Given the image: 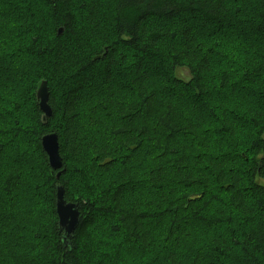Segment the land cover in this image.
I'll use <instances>...</instances> for the list:
<instances>
[{
	"label": "trees",
	"instance_id": "obj_1",
	"mask_svg": "<svg viewBox=\"0 0 264 264\" xmlns=\"http://www.w3.org/2000/svg\"><path fill=\"white\" fill-rule=\"evenodd\" d=\"M236 2L0 0V133L14 129L4 135L14 145L7 158L0 143V264H128V252L158 254L156 231L164 264H264V0L252 8ZM100 12L114 26L110 45L96 44ZM187 17L214 25L211 36L197 33ZM130 57L129 95L112 86L111 74ZM156 58L164 65L158 72L169 71L162 76L182 68L188 79L176 77L170 87L159 78L160 88L146 66ZM96 66L105 74L101 93L89 88L87 72ZM42 80L52 108L46 122L36 98ZM177 90L202 112L190 116ZM10 92L22 96V106ZM15 110L5 125L1 116ZM100 113L113 117L105 129ZM49 132L58 134L65 167L58 179L41 147ZM147 143L153 162L134 181L144 183L137 200L124 199L129 166L96 187L103 172L127 164ZM57 184L80 211L69 244L58 230ZM228 211L244 226L238 238L217 234ZM47 216L52 232L42 245L35 238ZM234 248L240 257L230 255Z\"/></svg>",
	"mask_w": 264,
	"mask_h": 264
},
{
	"label": "rangeland",
	"instance_id": "obj_2",
	"mask_svg": "<svg viewBox=\"0 0 264 264\" xmlns=\"http://www.w3.org/2000/svg\"><path fill=\"white\" fill-rule=\"evenodd\" d=\"M237 1L236 4H240L241 1L243 2V0H234ZM258 2V0H244L243 5L245 3V6L247 8H252L255 3ZM244 17H246V15H243ZM187 21H192L194 22V27L197 28V33H199L200 35H205L206 37H210L213 30L215 29L214 25L211 24H206L204 22L199 21L197 18L195 17H187L186 18ZM99 21L100 23L103 25L101 27H99L98 31L99 34L101 36L100 40L96 42V44H102L105 43L106 45H110L113 43L114 39H115V34H114V26L111 23V17H107L106 13L100 12L99 15ZM2 22H5V20H1L0 24ZM93 25H88L86 26L87 28L92 27ZM12 30H16V28H14L13 26H11ZM248 39H251V37ZM246 39V40H248ZM254 41V39H253ZM117 43V42H116ZM93 44V41L90 42V45ZM119 44V43H118ZM121 49L124 48L123 45L119 44L118 45ZM124 53L127 56H130L132 54H130L129 52V48H125L123 49ZM223 53L222 49H219L216 53L217 56H220ZM236 56V55H234ZM243 56V55H241ZM133 62V58L130 57L127 61L126 66H124L123 68H115L112 70V86L115 87V89L121 90L123 93L126 94H132V90H131V85H130V79L132 78V69H131V65ZM149 64V66H148ZM146 63L148 72H149V79L155 84L157 81V86H159L160 88H163V82L161 80H166L168 85H170V87H173L175 84V79L176 77L179 79H188L189 75L188 72L182 68H178L174 71V76H162V75H166L168 72H164V71H160L158 72L159 68H163L164 69V65L163 62L160 61L159 58H156L154 60H152L149 63ZM102 68L100 66H96L93 69L92 74L88 73L89 79H90V83H89V88L94 87L95 90L92 91L93 93H101L103 91V85H102V81H103V76L105 75L104 73H101ZM100 72V73H99ZM161 80H158V79ZM1 82L4 80H0ZM91 91V89H90ZM88 92V91H85ZM11 94L10 97L11 100H16L20 103H22V96L16 97V93L14 92H10L9 95ZM93 96V94H86L84 96V99L89 100L91 97ZM174 96H176L175 98H177L178 96H180V99L185 101L187 104V108L190 110V116L192 115V112L194 111V109H200L201 107L199 104L197 105H191L189 103H187V99H186V95L183 93H180L179 90H177V93L174 94ZM21 105V104H20ZM84 106L88 105L87 103L83 104ZM22 106V105H21ZM21 106H18L17 109H19ZM31 113V110H29ZM18 111L15 110V112H7L5 115L1 116L2 121L4 122V124H9L11 122H13L14 118L17 116ZM187 116V113H184ZM97 118V115H96ZM113 120V117H108L105 116L104 114L100 113L98 114V122L100 124V127H102V129H105V127H107ZM6 128V127H5ZM101 129V128H99ZM6 132L4 134L0 133V143L2 144V146H5L3 148L5 157L7 158L10 155V147H13L14 145L11 144L10 142V138L8 136L4 137L5 134L12 132L14 129H8L6 128ZM0 132H4L3 128L0 127ZM32 132H34V129H32ZM237 138L239 141L244 142L245 138L242 136L241 131L237 132ZM88 137L92 138L90 135H88ZM22 138V134L20 133L19 138ZM93 139V138H92ZM94 140V139H93ZM95 141V140H94ZM95 142H99V141H95ZM7 146V147H6ZM10 146V147H9ZM127 153L125 152V155ZM243 156H245L247 159L249 158V155L247 152H243L242 153ZM127 159V164L124 165H116L114 166L111 171L109 172H103L101 175V179L97 184V188L102 186V183H106L110 181V177H115L116 172L125 168L126 166H129L131 168L132 173H129V175L131 174L133 177V180L131 182V185H129L125 191V202L126 203H131L133 200H137L138 199V195H139V191L144 187V183L141 182H134L135 179L138 177L139 173L142 172L146 167H148L152 162H153V151L150 149L149 144H145L144 146L141 147L140 150H138L135 153L129 154L126 156ZM35 159V158H34ZM36 162L38 164H40V159L37 158ZM4 162L2 161V164ZM30 175H28L24 180H26L27 183H29V178ZM28 180V181H27ZM114 182H112L110 184V186L113 184ZM109 184V183H108ZM107 184V185H108ZM25 186V185H24ZM95 187V188H96ZM218 196V195H217ZM225 199V198H224ZM98 206V205H96ZM225 211V209H224ZM8 213V212H7ZM4 214V213H2ZM50 216H47L43 219V223L40 226V228L38 229V235L35 238V241H37L39 244H44L46 245L48 237L51 236V223L52 220H50ZM220 220H222L220 228H219V232L217 234H224V235H229V233L232 231L234 236L236 238H238L240 232L242 230H244V226L240 223V220L238 219V215L234 212H230L228 211V214H225L224 217H219ZM150 228H148L149 230ZM3 229H0V231ZM6 236L8 234H5ZM151 236H152V230H151ZM98 237H102L105 238L106 236L103 234H97L96 236ZM27 238L28 237H22L20 242H27ZM206 239L208 237H205ZM153 242H154V247L155 250L158 252V254L152 253V254H139V252H128L129 254H124V258H126V261L128 262V264H164V262L166 261V250L164 249H160V240H161V234L158 233V231L153 233L152 236ZM17 241V239H16ZM28 243V242H27ZM208 248L210 249V251H212L215 255H216V251L214 250V247L212 245H209ZM214 254H206L205 256H212ZM230 255L235 256V257H240L241 256V252L239 250V248H234L232 249V252L230 253ZM28 257H31V254L28 255ZM41 258H44V255H41ZM154 258V259H153ZM190 257L188 255H183V260L185 259H189ZM153 259V260H152ZM36 260V259H35ZM39 260V259H38ZM46 259H42L40 261L37 262V264H46Z\"/></svg>",
	"mask_w": 264,
	"mask_h": 264
},
{
	"label": "water",
	"instance_id": "obj_3",
	"mask_svg": "<svg viewBox=\"0 0 264 264\" xmlns=\"http://www.w3.org/2000/svg\"><path fill=\"white\" fill-rule=\"evenodd\" d=\"M62 32V28L58 29V34ZM106 51V47H104ZM98 55L95 58H100ZM36 98L39 110L42 112V122H46L47 118L52 114V108L48 103V87L46 81L42 80L36 90ZM41 147L47 155L48 164L51 170L56 171L55 178L58 179L65 170L63 167V158L60 154L59 137L56 132L45 133L41 137ZM64 188L62 185H56V201L55 209L58 218V230L62 232V242L69 244V239L78 226L80 220V211L76 202H67L64 198Z\"/></svg>",
	"mask_w": 264,
	"mask_h": 264
},
{
	"label": "bare ground",
	"instance_id": "obj_4",
	"mask_svg": "<svg viewBox=\"0 0 264 264\" xmlns=\"http://www.w3.org/2000/svg\"><path fill=\"white\" fill-rule=\"evenodd\" d=\"M61 28V27H60ZM63 30V29H62ZM57 33H58V31H57ZM61 34V33H60Z\"/></svg>",
	"mask_w": 264,
	"mask_h": 264
}]
</instances>
